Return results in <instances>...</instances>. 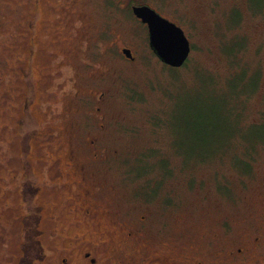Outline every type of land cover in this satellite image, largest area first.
<instances>
[{"label":"rangeland","instance_id":"1","mask_svg":"<svg viewBox=\"0 0 264 264\" xmlns=\"http://www.w3.org/2000/svg\"><path fill=\"white\" fill-rule=\"evenodd\" d=\"M117 1L112 14L103 0H88V40L73 27L76 36L65 41L82 48L75 69L51 57L55 35L69 40V13L41 5L30 63L33 0H0V264L19 262L28 207L41 212L39 244L48 255L92 245L110 255L118 247L135 264L157 250L170 263L183 254L237 264L228 253L242 248L238 264H264V145L253 151L250 173L239 176L233 157L248 152L237 142L230 148L236 126L228 111L258 74L256 92L240 106L246 124L259 121L264 9L252 12L247 0ZM141 4L183 29L191 53L181 68L152 57L146 31L127 10ZM123 47L135 60L124 58ZM234 74L245 76L242 84ZM27 97L34 102L23 116ZM242 136L256 146L264 128L249 126ZM27 180L39 187L33 198L32 189L21 195ZM151 185L159 187L153 196Z\"/></svg>","mask_w":264,"mask_h":264},{"label":"flooded vegetation","instance_id":"2","mask_svg":"<svg viewBox=\"0 0 264 264\" xmlns=\"http://www.w3.org/2000/svg\"><path fill=\"white\" fill-rule=\"evenodd\" d=\"M29 3H31V6L34 8V13H32L31 20L28 21L27 27H26V30L28 31V33L30 35V38H29L30 42L28 44L29 45V47H28L29 48V50H28L29 62L30 63L32 62V58L34 56L33 55L34 52L32 50V47L35 46L34 39H36L37 35H38L37 25H36L37 19H38L37 15H39L38 9L41 7L42 4H43V6L45 4H47L48 7L50 6L53 9H58L59 13L64 11V13L67 12L72 17L67 22L65 21V27H63V29H66L68 31V33L65 32V34H66V38L69 40H64V38H62L63 40H61L60 39L61 34L58 35L60 38L57 35H55L56 42L54 43L53 49L55 51H57L58 53L54 54V56L51 55V57L53 59H54V57L55 58L59 57L60 61L65 60L67 65H71L72 67L77 69L76 68L77 64L83 63V60H84V57H80V53H83L82 48L77 49V47H75L74 49H71L69 47H66L65 41L69 43V42L73 41L71 39H73V37L76 36L74 33H72L73 27H75L74 30L77 33L82 28H84V29H85V27L87 28V22H88L89 15L87 14L86 9H87L88 0L87 1L86 0H33V2H29ZM54 3L56 4L55 6H53ZM141 5H145L151 9L155 10L158 13V11L155 8L149 6L148 4H141ZM127 10H128V13L130 14V16L138 23V25L146 31V35H147L146 25L142 24L141 21L133 15V13L131 11V7H130V9L127 8ZM101 14L102 13H99V17H98V21H97L98 24H100V25L102 24V20L100 21V18L102 19ZM166 19L171 21L169 18H166ZM64 20H65V18H64ZM76 20L79 21V26L74 25V22ZM61 21H63V20L61 19ZM60 24L63 25V22H61ZM175 24L177 25V23H175ZM101 27H102V25H101ZM102 30H103L102 28H99V30L96 31V39L98 41L102 40V37L100 38V34L103 32ZM86 32H87V30L85 29V31H83L82 34L84 35V39L88 40ZM63 34H64V32H63ZM65 34H64V37H65ZM69 37H71V38H69ZM147 44H148V38H147ZM148 48H149V45H148ZM123 49H127L130 51V54L132 57L131 59H128L124 56V58L127 61L135 60V57L129 48L123 47L120 49V52ZM149 50H150V48H149ZM150 52L152 54V57L154 59L158 60L157 57L152 53L151 50H150ZM76 58H78L76 61L77 64L74 62ZM59 68H61V66H59ZM26 76H27V74H26ZM33 102H34V100L31 102V101H29L28 97L24 99L23 105H22L23 116L28 113V111H27L28 106H29V104H32ZM82 180L85 181L86 179L83 178ZM21 186H22L21 187L22 188V192H21L22 196L27 194V192H30L31 189H32L31 190L32 191L31 198H33L34 195L39 194V187H37V188L33 187L32 182H30L28 180L26 182L22 181ZM158 189H159V187L150 186L148 188L149 196H153L154 194L158 193ZM86 194H87V192L85 194H83L82 196H85ZM88 196H91L90 193L87 195V197ZM154 198L155 197H149V200L154 199ZM23 200L24 199L22 198V201ZM35 209L28 207L27 212H25L26 214L22 218V226L24 225V227L20 229V236L22 234V236H25L26 239L25 238L22 239V242L20 244H18V250L21 253V255L19 256V262L23 259H26L28 261V264H42L46 261L50 264H111L114 262L117 264H135L132 261L133 257L127 256V255H125V253H122V252L119 253L118 247L115 249L114 255L108 254L104 249L100 250L101 246L94 247L92 245L86 246L85 248L83 247L81 249H78V247H76L75 252L74 251H68L67 254L64 251H62L60 253V255H58V256H53V254H51V253H50V255H48L47 252H44L42 245H40L41 244V238L44 236V232H43V230L40 229L41 212L38 210H35ZM84 213L87 216L90 215L89 210H85ZM135 230L137 232L141 233L140 229L136 228ZM136 231H135V233H136ZM52 233L50 232L51 235H52ZM132 233L133 232H128L127 236L131 237ZM52 239H53V237H52ZM35 243H38V244H35ZM48 251H51V250H48ZM163 251L157 250V252L154 253L152 256L147 255V254L146 255L141 254V262L146 263V264H152V263L153 264H209L208 262L202 261V260L194 258V257H192V258L187 257V256H184L183 254L180 255L178 262L172 261L170 263L162 257ZM244 252L245 251L242 248H237L236 252H234V251L229 252L228 257L232 261L237 262V264H238V260L245 259V253ZM19 262H18V264H19Z\"/></svg>","mask_w":264,"mask_h":264},{"label":"water","instance_id":"3","mask_svg":"<svg viewBox=\"0 0 264 264\" xmlns=\"http://www.w3.org/2000/svg\"><path fill=\"white\" fill-rule=\"evenodd\" d=\"M131 11L146 25L149 48L159 61L168 67L180 68L190 52L182 29L147 6H132ZM122 54L128 59L132 58L127 49H123Z\"/></svg>","mask_w":264,"mask_h":264},{"label":"trees","instance_id":"4","mask_svg":"<svg viewBox=\"0 0 264 264\" xmlns=\"http://www.w3.org/2000/svg\"><path fill=\"white\" fill-rule=\"evenodd\" d=\"M103 1H104V5H105L104 6L105 10L108 11L109 13L114 14L116 11V5L119 4V1H117V0H103ZM247 3H248V6H250L249 8L251 9L252 12H260L262 9H264V0H247ZM129 6L130 5H128L127 8L130 9L131 6L130 7ZM235 15H236V17H238L237 13H235ZM231 55H228V56H231ZM164 67L168 68L166 66H164ZM170 70L172 71L175 69L170 68ZM256 75H257V80H256V83L252 84L253 89L250 92L248 91V93L242 92L241 94L234 96L231 99L232 101H230V103H229L230 108H228V111L230 113L229 115H230L231 119H233V123H235V126H236L235 129L232 128L230 131V133H231L230 134L231 136L229 139L230 148L234 145L235 142H237L243 146L242 148L244 149V151L248 152V156H247V154H244L245 156H239L241 153H237V156L233 157L232 166L235 167L236 169H238V171L240 172L238 174L239 176H246L250 173V171L252 169L251 162L254 159L252 156L253 151H255L257 149V147H261V145H264V138L260 141V143L258 145L254 146L255 142H253V144H251L249 142L243 143L244 138L242 136V130L249 127V126L260 127L261 129L264 128V96H262V102H263L262 109L259 111V114H258L259 121L255 122V123H247L246 124V122L244 121L243 113H242L241 106H240L241 105L240 99H242L243 97H246V96H251L256 92V88H258L257 85H258L259 79H260V75H258V74H256ZM231 77L237 79L239 81V84H240L241 82L244 81V78H242V77H245V76H239L238 74H234ZM246 157L248 159H246ZM136 165L139 167H143L146 164L142 163L141 161H139V162L137 161ZM238 165L240 167H237ZM239 168H242V170ZM162 179L163 178L159 175V179H158L159 182L162 181ZM154 184H157V183H154ZM151 186H153V185H151ZM225 186L226 187H224V188L227 189L228 186L226 184H225Z\"/></svg>","mask_w":264,"mask_h":264}]
</instances>
